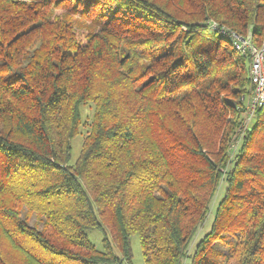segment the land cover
<instances>
[{"label":"trees","instance_id":"trees-1","mask_svg":"<svg viewBox=\"0 0 264 264\" xmlns=\"http://www.w3.org/2000/svg\"><path fill=\"white\" fill-rule=\"evenodd\" d=\"M233 33L264 42V0H0V264H133L134 234L145 264H264Z\"/></svg>","mask_w":264,"mask_h":264},{"label":"rangeland","instance_id":"rangeland-1","mask_svg":"<svg viewBox=\"0 0 264 264\" xmlns=\"http://www.w3.org/2000/svg\"><path fill=\"white\" fill-rule=\"evenodd\" d=\"M81 111H82V116H83V124L81 126L80 133L72 140V157H71V161H70L72 164L75 163L76 160L79 158L80 152H81V147L83 144V140L90 130V123H91L92 116L94 113L93 103H88V104L83 105L81 107ZM249 122L250 121L248 119L247 124ZM223 193H224V184L222 183V185H221L220 189L218 190L215 198L213 199L211 213H210L209 219H208L209 221L211 220V218L213 216L214 208H215L216 204L218 203L219 199L222 197ZM23 214H25V213H23ZM29 222H30V224H38L40 228L43 225V220L38 219L37 216L34 214L29 219ZM88 234H89L91 241L99 249H102L103 248V243H102L103 232L99 229H94V230H90L88 232ZM131 246H132V250H133V264H145V260H144L143 254H142V249H141V244H140V239H139L138 234H134L132 236ZM219 247H220V245H219Z\"/></svg>","mask_w":264,"mask_h":264},{"label":"built area","instance_id":"built-area-1","mask_svg":"<svg viewBox=\"0 0 264 264\" xmlns=\"http://www.w3.org/2000/svg\"><path fill=\"white\" fill-rule=\"evenodd\" d=\"M235 47L244 54L250 55V77L252 93L249 98L247 119L251 121L256 109L264 103V42L254 44L251 35L233 33Z\"/></svg>","mask_w":264,"mask_h":264}]
</instances>
